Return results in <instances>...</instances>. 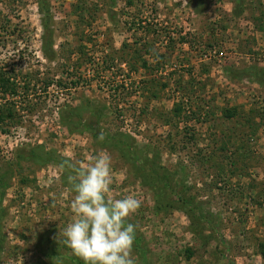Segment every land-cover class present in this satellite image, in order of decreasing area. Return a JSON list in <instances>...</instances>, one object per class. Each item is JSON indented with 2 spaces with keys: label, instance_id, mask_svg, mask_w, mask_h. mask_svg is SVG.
Listing matches in <instances>:
<instances>
[{
  "label": "rangeland",
  "instance_id": "obj_1",
  "mask_svg": "<svg viewBox=\"0 0 264 264\" xmlns=\"http://www.w3.org/2000/svg\"><path fill=\"white\" fill-rule=\"evenodd\" d=\"M38 4L0 0V264H84L57 165L100 152L135 264H264V0Z\"/></svg>",
  "mask_w": 264,
  "mask_h": 264
},
{
  "label": "clouds",
  "instance_id": "obj_2",
  "mask_svg": "<svg viewBox=\"0 0 264 264\" xmlns=\"http://www.w3.org/2000/svg\"><path fill=\"white\" fill-rule=\"evenodd\" d=\"M187 4V0H183ZM106 132L98 134L103 141ZM75 194L70 207L75 219L63 231V243L84 264H135L136 228L128 218L141 207L135 196L108 198L111 191L112 158L100 152L89 163L65 158L57 165Z\"/></svg>",
  "mask_w": 264,
  "mask_h": 264
},
{
  "label": "trees",
  "instance_id": "obj_3",
  "mask_svg": "<svg viewBox=\"0 0 264 264\" xmlns=\"http://www.w3.org/2000/svg\"><path fill=\"white\" fill-rule=\"evenodd\" d=\"M44 1L45 0H39L38 8L40 11L44 8ZM49 21L50 19L46 17V21L43 24V29H44V32H46V34L49 33V30H48ZM46 38L48 39V35H46ZM1 75H4V74H2L0 70V82H1L0 89H2L4 93L7 89L12 90L13 91L12 93L15 94L16 93L15 85L7 81L6 79L2 78ZM1 93L2 91L0 90V94ZM16 119H17V116L15 112L13 111V108L11 107L5 108V107L0 106V131L1 133H7L8 130L4 129L3 127H8L10 123L13 124L14 120ZM1 188H2V184L0 183V196H1Z\"/></svg>",
  "mask_w": 264,
  "mask_h": 264
}]
</instances>
